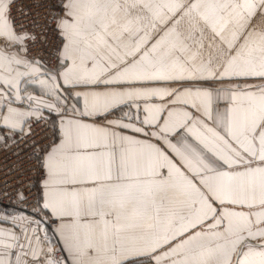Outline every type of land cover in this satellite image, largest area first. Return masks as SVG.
Wrapping results in <instances>:
<instances>
[{"label": "snow or ice", "instance_id": "1", "mask_svg": "<svg viewBox=\"0 0 264 264\" xmlns=\"http://www.w3.org/2000/svg\"><path fill=\"white\" fill-rule=\"evenodd\" d=\"M0 264H264V0H0Z\"/></svg>", "mask_w": 264, "mask_h": 264}, {"label": "built area", "instance_id": "2", "mask_svg": "<svg viewBox=\"0 0 264 264\" xmlns=\"http://www.w3.org/2000/svg\"><path fill=\"white\" fill-rule=\"evenodd\" d=\"M4 164H5V161L3 160V157L0 156V182L3 181L4 177H3V169H4Z\"/></svg>", "mask_w": 264, "mask_h": 264}]
</instances>
